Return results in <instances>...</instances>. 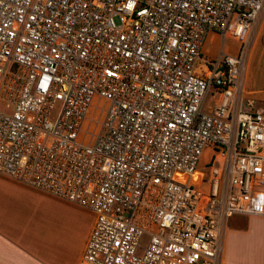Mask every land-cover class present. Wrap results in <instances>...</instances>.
Listing matches in <instances>:
<instances>
[{
	"label": "built area",
	"instance_id": "1",
	"mask_svg": "<svg viewBox=\"0 0 264 264\" xmlns=\"http://www.w3.org/2000/svg\"><path fill=\"white\" fill-rule=\"evenodd\" d=\"M263 12L0 0V176L92 215L77 264H221L229 220L264 216V105L246 86ZM210 33L236 52L204 55Z\"/></svg>",
	"mask_w": 264,
	"mask_h": 264
},
{
	"label": "rangeland",
	"instance_id": "2",
	"mask_svg": "<svg viewBox=\"0 0 264 264\" xmlns=\"http://www.w3.org/2000/svg\"><path fill=\"white\" fill-rule=\"evenodd\" d=\"M207 47H209L210 55L213 56H216L220 50H227L233 54L237 50V43L233 39L224 37H215L212 40L209 36ZM246 86L264 105V12L250 42ZM213 101L212 95L208 93L203 107L204 112L208 111V107ZM100 119L101 114L95 116L90 127L92 132L96 131ZM206 156L207 153L202 157L203 161ZM203 161L197 167V175L207 180L208 170L203 165ZM24 188L29 191H22L18 187L4 188L0 186L1 206L14 217L20 229L23 228L29 233L37 247L52 253L59 264H72L85 242L84 236L90 229L92 215L80 207ZM259 222V219L247 215H234L229 220L227 229L230 230L233 227L232 229L237 231V234L231 231L227 236L226 251L231 263L238 258L256 257L258 242L254 245L251 244L247 235L243 234H247L245 232L248 230H250L248 232L264 230ZM146 240L147 237L144 236L142 243L144 244ZM253 243L255 242L253 241ZM253 250L251 256L250 253ZM259 258L264 260V250Z\"/></svg>",
	"mask_w": 264,
	"mask_h": 264
},
{
	"label": "crops",
	"instance_id": "3",
	"mask_svg": "<svg viewBox=\"0 0 264 264\" xmlns=\"http://www.w3.org/2000/svg\"><path fill=\"white\" fill-rule=\"evenodd\" d=\"M209 36H210V39L212 38V40H214L215 37H219L215 33H210L208 37ZM208 37H207V41L203 45L202 53L204 55L213 56V55H210L209 47H207ZM18 184L19 183L17 182H14L12 180H9L5 177L0 176V186L4 188L5 187H15V188L18 187V189L22 191H29L24 188L26 186L19 184L23 186L21 187ZM249 216L259 219L261 228H264V216H257V215H249ZM91 226H92V223H91ZM91 226H90V229H91ZM90 229L87 235L84 236L85 242L82 245V249L79 255L76 257L75 261H73L72 264H77L78 261L80 260V257L85 247L86 240L88 238ZM231 229L230 230L227 229L224 235L223 254H222L221 264H264V260H261L259 258V256L263 253V250H264V232H262L264 230L258 229L254 232H248L250 231L248 230L245 232L247 234H243L245 236L247 235V239L251 241V244L254 245V244H257L258 242V246L256 247L257 249L256 257L252 256L254 252L253 250L252 253H250L252 257L241 258V259L238 258L234 260V262L231 263L229 259V254L226 251L227 250L226 243L228 239L227 236L230 235L231 231H233L232 233L236 232L237 234V231L235 229H232V230ZM253 241L255 243H253ZM0 264H59V262L55 259V256L52 253L42 248L37 247L36 244L33 243V239L31 238L29 233L23 228L20 229L19 226H17L14 217L10 215L7 209L2 207L1 204H0Z\"/></svg>",
	"mask_w": 264,
	"mask_h": 264
},
{
	"label": "bare ground",
	"instance_id": "4",
	"mask_svg": "<svg viewBox=\"0 0 264 264\" xmlns=\"http://www.w3.org/2000/svg\"><path fill=\"white\" fill-rule=\"evenodd\" d=\"M246 73H247V67H246Z\"/></svg>",
	"mask_w": 264,
	"mask_h": 264
}]
</instances>
